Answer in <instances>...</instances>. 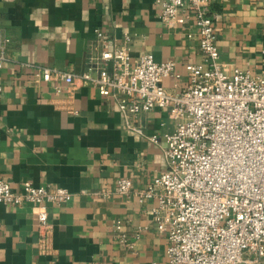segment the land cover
Returning <instances> with one entry per match:
<instances>
[{
    "label": "crops",
    "instance_id": "0c3cea01",
    "mask_svg": "<svg viewBox=\"0 0 264 264\" xmlns=\"http://www.w3.org/2000/svg\"><path fill=\"white\" fill-rule=\"evenodd\" d=\"M209 1L227 70L264 75V0ZM161 11L156 0H0V28L11 37L0 69V180L73 194L51 206L47 243L32 204L0 202V264H168L167 234L153 221L157 200L139 196L167 168L166 133L175 128L168 110L142 113L138 132L96 86L46 81L28 65L92 71L104 66L102 51L123 46L128 34L132 58L176 61L182 78L164 85L180 91L189 64L205 58L194 21L182 15L168 26ZM121 177L133 181L129 195L114 192Z\"/></svg>",
    "mask_w": 264,
    "mask_h": 264
},
{
    "label": "built area",
    "instance_id": "2783aa9c",
    "mask_svg": "<svg viewBox=\"0 0 264 264\" xmlns=\"http://www.w3.org/2000/svg\"><path fill=\"white\" fill-rule=\"evenodd\" d=\"M156 1L162 6L166 25L179 22L182 15L191 18L200 38L205 60L189 64V83L180 91L164 85L167 77L182 78L176 61H158L152 53L132 58L128 34L123 46L102 51L104 66L92 71L28 65L46 81L57 77L75 86H96L102 96L116 102L127 126L138 132L141 128L134 121L142 113L168 110L175 128L166 133L167 168L139 192L141 201L157 200L153 221L167 234L168 264H262L264 75L241 67L227 70L209 0ZM10 43L11 37L0 28V69L8 59ZM132 190V179L121 177L114 192L129 195ZM101 193L109 196L112 192ZM72 196L63 186L25 181L15 189L0 180L1 203L33 205L42 243L52 238L51 206L64 205ZM121 240L127 241L125 237Z\"/></svg>",
    "mask_w": 264,
    "mask_h": 264
}]
</instances>
